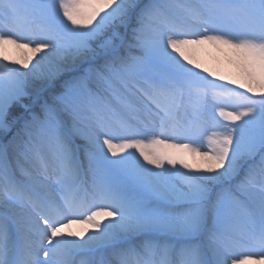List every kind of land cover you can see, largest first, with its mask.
<instances>
[{
  "label": "snow or ice",
  "instance_id": "6c2138e0",
  "mask_svg": "<svg viewBox=\"0 0 264 264\" xmlns=\"http://www.w3.org/2000/svg\"><path fill=\"white\" fill-rule=\"evenodd\" d=\"M249 262L264 0H0V264Z\"/></svg>",
  "mask_w": 264,
  "mask_h": 264
},
{
  "label": "rangeland",
  "instance_id": "374dc122",
  "mask_svg": "<svg viewBox=\"0 0 264 264\" xmlns=\"http://www.w3.org/2000/svg\"><path fill=\"white\" fill-rule=\"evenodd\" d=\"M201 58L202 59H204V60H208V61H210V59H211V57H210V55L208 54V53H204V54H201ZM93 87H95V85H93ZM229 111H232L233 109H228ZM15 111H18V109H16ZM217 120H218V124H217V126H213V122L212 121H209L205 126H204V129H203V132H202V135H201V137H200V141H199V144L200 145H202V147H201V151H204V150H206L207 149V144H208V138L209 137H211L212 135H213V133L214 132H219V131H221V128L219 127V125L220 124H226V123H228V121L227 120H225L224 118H222V117H219L218 116V114H217ZM77 144L78 143H82L83 144V141H81V140H79V139H77ZM81 144V145H82ZM83 154V152H81V155ZM137 155H138V153H137ZM189 161L190 162H194V160L191 158V157H189ZM178 167H179V165H178ZM95 210V209H94ZM70 219H74V217H70ZM80 221V220H79ZM77 222V223H73V224H71V225H76V224H78V225H80L79 226V228H80V231H82L83 229H85V228H88L89 227V225L86 223V222ZM82 221V220H81ZM29 239H31V237H29ZM237 245V244H236ZM246 246H251L250 244H246ZM245 246V247H246ZM233 247V246H232ZM234 249H232L231 250V252L233 251V253H232V255H231V258H242L243 256L242 255H247L248 253H249V250L250 249H254V247L253 248H247L243 253H241L240 252V250H236V248L235 247H233ZM236 253H238L239 255L237 256V254ZM41 258H43V257H41ZM76 259L77 260H79L80 259V257H76ZM249 264H251V262H249Z\"/></svg>",
  "mask_w": 264,
  "mask_h": 264
},
{
  "label": "bare ground",
  "instance_id": "6f19581e",
  "mask_svg": "<svg viewBox=\"0 0 264 264\" xmlns=\"http://www.w3.org/2000/svg\"><path fill=\"white\" fill-rule=\"evenodd\" d=\"M6 54L10 57V59H22L23 58V53L20 50L16 49L14 46H8L6 50ZM36 58L38 59L39 56H37ZM78 224L70 225L68 228H65L64 229L65 234L69 231L80 232V228H79L80 225Z\"/></svg>",
  "mask_w": 264,
  "mask_h": 264
},
{
  "label": "trees",
  "instance_id": "16d2710c",
  "mask_svg": "<svg viewBox=\"0 0 264 264\" xmlns=\"http://www.w3.org/2000/svg\"><path fill=\"white\" fill-rule=\"evenodd\" d=\"M15 111V110H14Z\"/></svg>",
  "mask_w": 264,
  "mask_h": 264
}]
</instances>
